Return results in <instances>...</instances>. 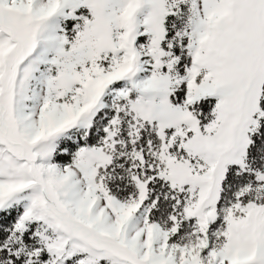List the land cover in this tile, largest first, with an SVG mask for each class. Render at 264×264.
<instances>
[{
  "label": "snow or ice",
  "instance_id": "obj_1",
  "mask_svg": "<svg viewBox=\"0 0 264 264\" xmlns=\"http://www.w3.org/2000/svg\"><path fill=\"white\" fill-rule=\"evenodd\" d=\"M0 264H264V0H0Z\"/></svg>",
  "mask_w": 264,
  "mask_h": 264
}]
</instances>
